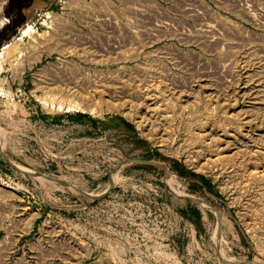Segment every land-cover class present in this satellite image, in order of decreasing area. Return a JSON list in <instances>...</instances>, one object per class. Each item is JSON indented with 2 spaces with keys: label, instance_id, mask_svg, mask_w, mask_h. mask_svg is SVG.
Wrapping results in <instances>:
<instances>
[{
  "label": "rangeland",
  "instance_id": "1",
  "mask_svg": "<svg viewBox=\"0 0 264 264\" xmlns=\"http://www.w3.org/2000/svg\"><path fill=\"white\" fill-rule=\"evenodd\" d=\"M0 192L26 264H264V0H0Z\"/></svg>",
  "mask_w": 264,
  "mask_h": 264
},
{
  "label": "built area",
  "instance_id": "2",
  "mask_svg": "<svg viewBox=\"0 0 264 264\" xmlns=\"http://www.w3.org/2000/svg\"><path fill=\"white\" fill-rule=\"evenodd\" d=\"M25 210L17 208L10 196L0 192V264H26V242L18 246L29 221Z\"/></svg>",
  "mask_w": 264,
  "mask_h": 264
},
{
  "label": "water",
  "instance_id": "3",
  "mask_svg": "<svg viewBox=\"0 0 264 264\" xmlns=\"http://www.w3.org/2000/svg\"><path fill=\"white\" fill-rule=\"evenodd\" d=\"M130 162H136V163L146 164V165H149V166H154V167L160 168L162 170H165L167 174H169V173L172 172L162 162H159V161H156V160H152V159H140V158L125 159L120 165H125V164L130 163ZM15 167L17 169L21 170L24 174H27V175H30V176H39V175H42L43 174L41 172H34V171H29V170H22L21 168H19L17 166H15ZM49 178L51 180L55 181V182H58V183H61V184H64V185H68V186H71L72 185L71 183H69L67 181H64L62 179L54 178V177H51V176ZM113 186H114V179H113V177H110V186H109L108 190L105 193H103V194L91 195L90 193H88V192H86V191H84V190H82L80 188H77V191H79V192H81V193H83V194H85L87 196H91V197H95V198H101V197L106 196L111 191V189L113 188ZM188 198H191V199H194L196 201H199L198 198H195V197L188 196ZM218 216H219V218L221 217L220 212H218Z\"/></svg>",
  "mask_w": 264,
  "mask_h": 264
},
{
  "label": "bare ground",
  "instance_id": "4",
  "mask_svg": "<svg viewBox=\"0 0 264 264\" xmlns=\"http://www.w3.org/2000/svg\"><path fill=\"white\" fill-rule=\"evenodd\" d=\"M13 163V162H12ZM19 167V166H18ZM19 168H21V167H19ZM22 170H28V169H26V168H21ZM29 171H31V170H29ZM39 177H41V178H43L44 180L46 179V180H49V181H53V180H51L49 177H47V176H45V175H39ZM72 189H74V190H77V188H76V186L74 185V184H72L71 186H70ZM203 203V202H202ZM204 204H205V202H204ZM210 205V204H209ZM212 207V206H211Z\"/></svg>",
  "mask_w": 264,
  "mask_h": 264
},
{
  "label": "trees",
  "instance_id": "5",
  "mask_svg": "<svg viewBox=\"0 0 264 264\" xmlns=\"http://www.w3.org/2000/svg\"><path fill=\"white\" fill-rule=\"evenodd\" d=\"M200 177H203V175H199Z\"/></svg>",
  "mask_w": 264,
  "mask_h": 264
}]
</instances>
